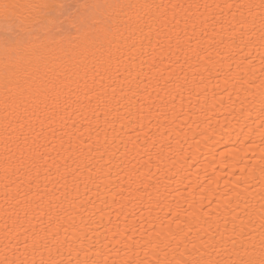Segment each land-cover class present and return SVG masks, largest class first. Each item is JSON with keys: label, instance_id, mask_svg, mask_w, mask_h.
<instances>
[{"label": "snow or ice", "instance_id": "6c2138e0", "mask_svg": "<svg viewBox=\"0 0 264 264\" xmlns=\"http://www.w3.org/2000/svg\"><path fill=\"white\" fill-rule=\"evenodd\" d=\"M254 53L261 65L259 84L252 78ZM214 54L220 59L214 60ZM173 63L182 69L188 65L211 74L216 68L225 74L229 114L239 128L238 136L246 137L236 149L237 158L243 159L238 156L240 151H253L255 157L254 149H259L258 159L241 170L236 185H244L243 191L235 192L236 207L243 204V215L232 216L231 234L226 236L229 230L225 227L221 232L212 213L217 218L223 215L227 224V217L235 212L231 195L209 200V205L216 204L211 212L205 213L203 204L200 214L189 212L179 204L173 207L175 201H167L159 183L146 182L133 165L127 172L130 192L138 193L141 204L148 197L149 216L153 207L167 208V212L155 217L163 227L153 228L146 237L141 234L137 239L134 229L125 228L123 246L117 249L121 259L112 264H264V0H194L186 4L171 0H0V166L4 179L0 264H73V260L75 264H108L107 259H100L101 249H95L96 259H90L94 245L85 247L87 233L73 215L79 199L76 181L85 172L86 187L111 176L110 169L100 175L116 159V153L108 149L106 128L103 143L100 141L101 115L104 125L113 129L121 117L128 124L138 123L140 129L145 127V119L149 125L154 119L174 123L178 118L176 98L180 97L183 107L185 93L192 96L193 88L187 74L175 73ZM201 94L195 92L197 97ZM88 111L96 126L89 128L85 138L77 125L80 118L91 123L84 114ZM120 126L123 129L125 124L121 121ZM168 131L165 128L160 135L166 136ZM148 139L153 148L160 143L154 134ZM53 141H58L59 150ZM176 143L182 153V144ZM164 147L160 144L157 159L162 158ZM167 148L176 151L171 137ZM50 151H56L62 163L54 160L48 165ZM128 154L126 151L125 156ZM100 161L104 164L97 168ZM53 166L59 175L56 183L64 181L63 190L56 189V195L45 185L43 192H33V184L40 189V169L50 175ZM22 170L29 176L32 170L36 172L35 181L29 179L26 189L23 182L12 179H19ZM252 181L259 184L255 194L249 191ZM182 216L188 219L182 222ZM37 218L39 226L34 223ZM182 223L187 225V233ZM192 223L207 226L203 229L207 239L200 237L199 244L188 239ZM116 236L113 233L112 238Z\"/></svg>", "mask_w": 264, "mask_h": 264}, {"label": "bare ground", "instance_id": "6f19581e", "mask_svg": "<svg viewBox=\"0 0 264 264\" xmlns=\"http://www.w3.org/2000/svg\"><path fill=\"white\" fill-rule=\"evenodd\" d=\"M59 2L76 3L78 0H59ZM156 2L169 3L170 0H156ZM171 2L186 4L194 2V0H171ZM198 2L223 3L224 0H198ZM231 2H237V0H231ZM137 43L139 44V41ZM144 44L147 46V41H144ZM244 54L246 53L240 55ZM239 58V55L235 57L237 63L239 62ZM254 58V76L252 78L259 84L261 65L255 53ZM144 59H147V57ZM219 59L220 57L214 54V60ZM136 64V70L139 71V57L136 59ZM165 64H167V61ZM246 66L247 62L244 64V67ZM161 67L164 66L162 65ZM216 67L218 68L219 65ZM172 68L181 77L187 74L189 81H192L190 86L193 88L192 96L189 97L185 93L183 107H181L180 97L176 98L175 109L178 118L175 119L174 123L169 124L168 122L154 119L152 124L149 125L148 120L145 119L142 121L145 127L140 129L138 123L128 124L127 120L121 117L118 118L113 129L104 125L103 115L100 117V141L103 143L104 130L106 128L108 149L109 152L116 153V159L112 161L111 165L104 167L101 171L100 175L104 176L109 169L111 170V176L105 177L103 182L97 180L95 183H87L86 187L87 172L76 181L79 184V199L76 201L77 208L73 212L77 225L83 233H87L88 239L84 241L85 247L94 245L92 251L89 252L90 259H96L95 249L98 248L103 252V256L100 257L101 260L107 259L108 264H112L113 260L119 261L122 253L118 255L117 249L123 246L125 228L134 229L136 238L140 239L141 234H144L146 237L148 233L152 232L153 228L159 230L163 227L155 217H163L167 212V208L161 211L159 208L153 207L151 216H149V212L147 211L149 207L148 197L145 195L143 197V204H141L138 199V193L135 191L130 192L129 190L127 172L132 169L133 165L142 174V178L146 182L153 185L157 184V182L159 183L160 190L167 197V201H175L173 207L179 204L189 212L195 210L197 214H200L199 209L201 204L204 206L203 211L205 213L211 212L213 209H216V204L209 205V200H223L225 194L231 195L233 197L232 207L235 209V212L227 217V224H225V217L223 215L217 218L216 214L212 213L213 219H218L220 231L224 232L225 227L229 230L225 233L226 236L231 234L232 216L236 214L243 215L241 211L243 204L239 208L236 207L235 192L243 191L244 185H241L239 188L236 185L239 176L242 174L241 170L246 166H250L258 159L259 149H254L256 153L255 157L253 156V151H247V153L240 151L238 156L243 159L237 158L236 149L241 147V142L246 137L243 135L238 136L239 128H237L235 120L229 114L228 93L224 91L225 74L217 72L216 68H213L211 74L198 70L197 67H189L188 65H184L182 69L180 65L175 63L172 64ZM233 68L235 69V63L233 64ZM147 70V64H145V72ZM133 75H135V72ZM201 77H203V80ZM197 91L202 92L199 97L195 95ZM229 91H232L230 86ZM153 97L155 98V93H153ZM235 98V92H233V99ZM165 99L170 98L166 97ZM84 103L86 104L87 102L85 101ZM201 106H203V110H201ZM121 111L123 112V110ZM84 114L89 117L91 123L80 118L77 126L84 133L85 138H87L89 128L95 129L96 120L90 111ZM111 118L109 117V119ZM121 121L125 124L123 129L120 126ZM229 121H231L230 124H228ZM66 123L71 124V120H68L67 117ZM225 124H228V127H222ZM56 127H59V125H56ZM165 128L169 130L168 135L161 136L160 133L164 132ZM245 132H247V129H245ZM145 133H148V137L154 134L155 138L160 141L156 148L152 147L151 140L145 136ZM169 137H171V143L173 149L176 150L175 152L168 151L167 144ZM49 139H51V133H49ZM92 140H96L95 132H93ZM177 140L183 146L184 151L182 153L178 151L180 145L176 143ZM53 144H56L57 150H59L58 141H53ZM160 144H164L165 147L162 158L157 159L156 153L160 151ZM126 151L129 153L127 156H125ZM149 155L152 156L151 160H149ZM133 157L135 158L133 159ZM2 159L3 144L0 143V160ZM54 160L57 163H62L57 157V152L50 151L48 165H52ZM102 164H104V161H100L96 165L97 168H100ZM117 165L119 166L117 167ZM25 171L22 170L18 174L19 179L16 177L12 179L16 180L17 183L23 182L22 187L26 189L29 179L35 181L36 172L32 170L29 176L25 174ZM64 171V168L61 167L60 172L63 173ZM38 179L40 189L37 190L33 184V192H43L45 185L51 188L56 195H59L56 189L63 190L61 186L64 181L61 180L59 184L56 183L59 175L56 172L55 166L51 168L50 175H48L45 168H41ZM68 181L70 184L72 183L71 176L68 177ZM97 184H99V187H97ZM252 185L253 187L249 191L255 194L259 189V184L256 181H252ZM135 187L136 185L134 184L133 188ZM121 188H123V191H121ZM149 191H152V189L150 188ZM73 192L75 195L74 189ZM3 193L4 179L2 166H0V206L3 205ZM256 199L258 200L259 197L257 196ZM189 205H192L191 209H189ZM65 206L67 207V204ZM0 216H2V213H0ZM185 219L188 218L181 217L182 222ZM34 223H37L39 226V218ZM166 224L167 221H165ZM64 226L69 228V234H71L72 229L69 227L68 221H65ZM181 226L185 228V232L187 233V225L182 223ZM2 227L3 221L0 219V229ZM172 227L175 229V224ZM206 227L203 224L192 223L188 239L195 241L197 244L200 243V237L207 239L203 230ZM61 233H63V229H61ZM113 233L117 234L116 239L112 238ZM97 240L99 243H96ZM117 240H120L121 243H117ZM141 256H143V253H141ZM80 258L84 259L83 253H81ZM65 259H67V255H65ZM73 264H75V260H73Z\"/></svg>", "mask_w": 264, "mask_h": 264}]
</instances>
